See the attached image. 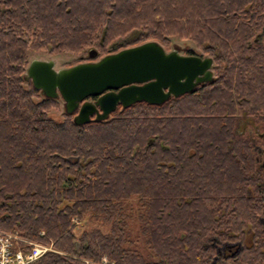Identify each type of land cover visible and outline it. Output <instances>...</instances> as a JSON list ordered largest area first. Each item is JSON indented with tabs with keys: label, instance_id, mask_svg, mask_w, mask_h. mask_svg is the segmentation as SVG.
I'll return each mask as SVG.
<instances>
[{
	"label": "trees",
	"instance_id": "16d2710c",
	"mask_svg": "<svg viewBox=\"0 0 264 264\" xmlns=\"http://www.w3.org/2000/svg\"><path fill=\"white\" fill-rule=\"evenodd\" d=\"M131 35L117 51L192 43L213 81L77 125L24 79L31 51L98 60ZM263 158L264 0H7L0 230L53 245L31 264H264Z\"/></svg>",
	"mask_w": 264,
	"mask_h": 264
},
{
	"label": "water",
	"instance_id": "95a60500",
	"mask_svg": "<svg viewBox=\"0 0 264 264\" xmlns=\"http://www.w3.org/2000/svg\"><path fill=\"white\" fill-rule=\"evenodd\" d=\"M96 57L91 50L90 61L60 69L52 59H34L24 79L46 98H62L77 125L107 120L119 106L161 105L214 79L213 58L167 51L157 41Z\"/></svg>",
	"mask_w": 264,
	"mask_h": 264
},
{
	"label": "built area",
	"instance_id": "2783aa9c",
	"mask_svg": "<svg viewBox=\"0 0 264 264\" xmlns=\"http://www.w3.org/2000/svg\"><path fill=\"white\" fill-rule=\"evenodd\" d=\"M53 250V245L34 242L19 233L0 230V264H31Z\"/></svg>",
	"mask_w": 264,
	"mask_h": 264
},
{
	"label": "rangeland",
	"instance_id": "374dc122",
	"mask_svg": "<svg viewBox=\"0 0 264 264\" xmlns=\"http://www.w3.org/2000/svg\"><path fill=\"white\" fill-rule=\"evenodd\" d=\"M135 37H136V35H131L130 37H128L122 41H119V43L116 44V46L114 47V50L117 51V49H119V47L127 45L130 41L134 40ZM192 46H193L192 43H190L188 41H182L179 39H175L171 48L170 49L165 48V49L167 51H172L175 47H177L181 51L182 54L196 55V54H187V50L193 48ZM96 58H98V57H96ZM29 59H30V62L34 59H42V60L52 59L56 62V68L60 69V68L70 67L71 65L73 66V65L81 63V62L89 61V60H87V59H89V52L83 53V54L74 53V52H62V53H57V54H49L47 52L31 51L29 53ZM64 103L65 102L63 100L59 109H53L52 110V116L57 121L63 120L64 113H66ZM262 163L264 165V158H263ZM134 234H135V237L138 238L139 234L137 232V225H135V227H134ZM140 244L143 245L142 241L140 242ZM51 251H54V248Z\"/></svg>",
	"mask_w": 264,
	"mask_h": 264
},
{
	"label": "flooded vegetation",
	"instance_id": "af4514ba",
	"mask_svg": "<svg viewBox=\"0 0 264 264\" xmlns=\"http://www.w3.org/2000/svg\"><path fill=\"white\" fill-rule=\"evenodd\" d=\"M6 10H7V0H0V14L4 13ZM90 99L96 100V98H90ZM262 220L264 222V217Z\"/></svg>",
	"mask_w": 264,
	"mask_h": 264
},
{
	"label": "bare ground",
	"instance_id": "6f19581e",
	"mask_svg": "<svg viewBox=\"0 0 264 264\" xmlns=\"http://www.w3.org/2000/svg\"><path fill=\"white\" fill-rule=\"evenodd\" d=\"M39 91V90H38ZM89 124V123H88Z\"/></svg>",
	"mask_w": 264,
	"mask_h": 264
}]
</instances>
